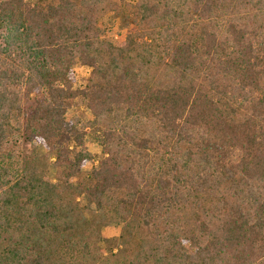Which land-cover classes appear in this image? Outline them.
<instances>
[{
	"label": "trees",
	"instance_id": "1",
	"mask_svg": "<svg viewBox=\"0 0 264 264\" xmlns=\"http://www.w3.org/2000/svg\"><path fill=\"white\" fill-rule=\"evenodd\" d=\"M81 197L104 249L75 243ZM0 264H264V0H0Z\"/></svg>",
	"mask_w": 264,
	"mask_h": 264
},
{
	"label": "rangeland",
	"instance_id": "2",
	"mask_svg": "<svg viewBox=\"0 0 264 264\" xmlns=\"http://www.w3.org/2000/svg\"><path fill=\"white\" fill-rule=\"evenodd\" d=\"M30 1V0H28ZM130 2H135L136 0H127ZM98 26L100 29L101 39L111 43L112 45L119 44L124 41L127 32L133 27L132 21L129 16L124 14L116 15L115 13H109L99 20ZM73 71L75 73V82L73 84V90H82L86 86L87 78L90 74L91 68L81 65L79 63L74 64ZM75 117H82L83 122L93 121V117L90 111L87 110L86 100L82 97H78L74 100L72 107L67 111L65 118L70 120ZM65 142L70 145H74L71 141L65 137ZM84 143L88 151L93 156V161L88 163L85 167L81 169L83 177H86L90 169L97 164L99 159L102 157V146L101 138L99 132L95 129H88L87 134L84 138ZM36 156L41 157L45 154V149L37 144L32 145ZM41 169L45 170L47 174L52 177L53 172L47 161L40 163ZM82 179V178H81ZM74 182H77L75 179ZM81 206L78 212L73 215V218L69 219V223L74 228H77L75 235V243L81 244L79 248L82 249L87 242L90 245V250L104 249L109 245V241L117 237L119 234L120 226L117 225L114 218L110 214H105L96 209L94 205L87 208V202L80 198ZM85 225L91 226L92 236H87L83 234L85 231ZM84 237V239H82Z\"/></svg>",
	"mask_w": 264,
	"mask_h": 264
}]
</instances>
